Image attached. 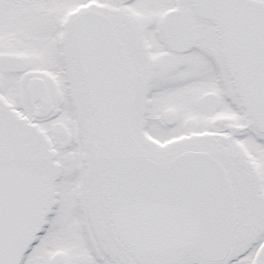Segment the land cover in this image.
I'll use <instances>...</instances> for the list:
<instances>
[{
  "label": "snow or ice",
  "instance_id": "obj_1",
  "mask_svg": "<svg viewBox=\"0 0 264 264\" xmlns=\"http://www.w3.org/2000/svg\"><path fill=\"white\" fill-rule=\"evenodd\" d=\"M0 264H264V0H0Z\"/></svg>",
  "mask_w": 264,
  "mask_h": 264
}]
</instances>
